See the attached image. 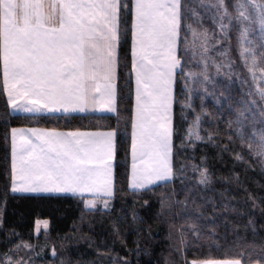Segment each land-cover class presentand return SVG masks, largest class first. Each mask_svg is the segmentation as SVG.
<instances>
[{"label": "trees", "instance_id": "obj_1", "mask_svg": "<svg viewBox=\"0 0 264 264\" xmlns=\"http://www.w3.org/2000/svg\"><path fill=\"white\" fill-rule=\"evenodd\" d=\"M208 3L181 0L182 68L176 74L168 182L128 188L132 74L127 9L120 12L114 115L12 113L0 76V264H19L3 258L14 259L9 251L21 243L32 245L35 253L43 250L37 256L41 264H193L207 259L264 264V158L256 154L264 132L263 105L249 70L241 65L235 25L227 27L219 19L224 8ZM226 3L231 9V0ZM199 37L206 41L198 43ZM24 125L115 129V191L100 200L107 206L86 208L85 198L70 195L12 194L9 131ZM37 220H46L47 228L36 233Z\"/></svg>", "mask_w": 264, "mask_h": 264}, {"label": "snow or ice", "instance_id": "obj_2", "mask_svg": "<svg viewBox=\"0 0 264 264\" xmlns=\"http://www.w3.org/2000/svg\"><path fill=\"white\" fill-rule=\"evenodd\" d=\"M218 3L227 14L230 5L226 0ZM246 4L255 16L245 11H240L239 16L257 21L264 31V3L246 0ZM122 7L132 14V72L136 77L131 186L143 188L145 184L135 179V161L149 177L148 183L171 175V90L176 70L182 68L177 54L180 0H130L128 4H122V0H0L3 90L10 105L25 112H84L98 104L104 111H116L111 81L116 73ZM246 36L247 29L241 33L242 39ZM248 51L244 48L241 55ZM255 67L254 57L249 71L264 100V86L259 85L264 80V70L257 77ZM101 81L105 82L103 88ZM18 98L27 100L30 106L19 103ZM18 134L23 135L13 129L12 192L75 193L91 189L102 176L110 183L107 177L113 132L33 131L20 144ZM95 137L105 139L108 159L101 155ZM257 147V156L264 158V134ZM205 180L206 177L201 182Z\"/></svg>", "mask_w": 264, "mask_h": 264}, {"label": "crops", "instance_id": "obj_3", "mask_svg": "<svg viewBox=\"0 0 264 264\" xmlns=\"http://www.w3.org/2000/svg\"><path fill=\"white\" fill-rule=\"evenodd\" d=\"M181 4V0H180ZM180 11V9H179ZM118 33H119V39L116 42V73L114 79L111 81V86L114 89L115 92V108L117 110V77H118V59H119V41H120V15H119V20H118ZM179 37H180V29L178 30V37H177V54L179 51ZM130 58H131V74H132V119H131V129H130V144H129V166H128V188L130 190H143L161 183H165L171 180L172 178V137H173V106H174V93H175V83H176V75L173 80L172 84V103H171V111H170V116H171V128H172V136H171V153L168 158V165L171 169V175L170 178H166L163 180H156L154 183H148L149 177L140 171V165L139 161H135L137 164V172L135 179L137 181L143 182L145 184V187L143 188H133L131 185L134 180V175H133V155H132V143H133V138H132V121H133V116L135 114V106H136V77L135 73L132 72V14H131V42H130ZM179 58V56H178ZM179 69L176 70V74ZM0 76H1V81L3 85V65L2 61H0ZM101 88L104 87L105 82L101 81ZM5 93L6 99L8 101V96L7 93ZM18 102L22 104H26L30 106L29 102L27 100L19 99ZM9 109L12 113L15 114H26V115H40V114H47V115H114L116 111L114 112H107L102 110L101 105H95L89 106L84 112H64L63 110L59 112H49V111H41V112H25L20 108L14 109L9 101H8ZM13 129H16L18 133H23V135H17V143L20 144L23 142V139L26 138L27 136L32 135L33 131L40 133V132H59V133H69V132H79V133H106V132H113L114 136L112 137L111 140V158H110V163H111V170H110V176L107 177V179L110 181V183L105 182V177L102 176L98 183L93 186L91 189H82L78 190L75 193L72 192H12V131ZM95 142L96 144L101 148V155L104 156L105 159H108L106 156L107 151L109 150L106 147L105 144V139L103 137H95ZM9 144H10V171H11V179H10V192L12 194H17V195H34V196H39V195H70V196H77V197H82L85 198V203L95 201V200H105L113 197L114 191H115V164H116V130L112 128L108 129H61V128H54V127H44V126H36V125H24V126H16L12 127L9 131ZM154 178V177H153ZM108 190L111 191V195H108ZM207 261H213L215 264H231V262H234L235 259H207V260H198L194 261L193 264H206Z\"/></svg>", "mask_w": 264, "mask_h": 264}, {"label": "rangeland", "instance_id": "obj_4", "mask_svg": "<svg viewBox=\"0 0 264 264\" xmlns=\"http://www.w3.org/2000/svg\"><path fill=\"white\" fill-rule=\"evenodd\" d=\"M259 3H264V0H258ZM209 4V3H208ZM239 4H245L244 8H240ZM215 5V6H213ZM220 6L218 3V0H210L209 8H216ZM211 10V9H210ZM212 11V10H211ZM240 11H245L246 15H252L255 16L254 10H251L249 6L246 4V0H231V9L227 8V14L222 13L220 15V20L222 18L225 20V24L227 27H230L231 24L235 25L234 31H237L238 35V49L241 55V52L244 48L249 49L248 52L244 53V55H241V65H244V67L249 70V68L252 67V60L255 57L256 59V67L253 69L255 71V74L257 77L261 76V70H264V56H261V53H264V31L261 30L260 25L257 21L253 20L252 22L243 20L242 17L239 16ZM192 28V27H191ZM247 29V36L246 38L241 37V33H243ZM194 31V29H192ZM233 31V32H234ZM204 38L199 37L198 43H202ZM204 41H206L204 39ZM198 46H201L198 45ZM245 57L247 58V64L245 63ZM202 65H206V62H203ZM228 66V64H227ZM229 67V66H228ZM197 72V71H194ZM246 71L248 73L249 81L251 82L252 86L256 90V94H258V98L260 99V103H262L263 108L260 110L259 115H261V122H262V128L264 129V100L261 99V96L258 92V82L253 79V73L252 71ZM193 75V74H191ZM195 75V74H194ZM260 86H264V80L259 81ZM264 134V132H263ZM262 135V134H261ZM260 135V136H261ZM260 136L258 138V143L260 141ZM107 202L95 200L91 202L85 203L86 208H94V207H105ZM46 225V226H45ZM47 228V221L46 220H37L36 225L34 227V231L37 233L40 230H44ZM22 246H18L15 249H12L10 252L11 255L14 256V259H12L10 256H4L3 260L6 262L13 261L14 263H21V264H41L39 262V259L37 256L43 255L42 248H39L41 251L36 250V253L32 250V245H27L24 243H21ZM52 255L55 254V252L52 250Z\"/></svg>", "mask_w": 264, "mask_h": 264}]
</instances>
